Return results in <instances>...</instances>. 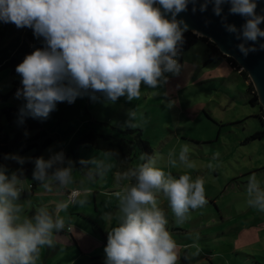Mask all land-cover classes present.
Instances as JSON below:
<instances>
[{
    "label": "clouds",
    "instance_id": "9594fccd",
    "mask_svg": "<svg viewBox=\"0 0 264 264\" xmlns=\"http://www.w3.org/2000/svg\"><path fill=\"white\" fill-rule=\"evenodd\" d=\"M197 2L0 0V22L31 28L46 43L16 67L22 88L15 95L25 101L19 109L18 125H24L29 117L45 121L58 103L72 104L85 95L95 101L96 93H102L112 103L121 97L129 102L138 100L142 84L157 89L167 82L165 73L179 75L182 65L176 58L189 26L177 16L187 11L189 3L196 12ZM210 3L225 30L241 41L237 48L243 56L257 51V44L264 49V43H260L264 40V29L260 27L264 15L256 12L257 0H203L199 11L205 12ZM225 4L230 5L229 15L245 18L240 28L228 23L223 14ZM129 117L128 126L136 127L130 122L135 113H129ZM49 151L48 159L41 156L34 160L32 178L48 192L53 191L54 184L69 189L75 183V162L67 159L62 150ZM190 151L187 144L181 146L178 158L175 151H170L167 164L171 168L195 169ZM111 156V152L104 153L105 160ZM4 159L21 166L31 160L14 154ZM140 159L145 162L115 174L117 185L126 183L115 193L119 215L107 235L105 264H178L179 246L168 230L169 219L160 207V197L168 200L175 223L183 224L190 211L207 204L205 180L193 179L188 172L178 178L173 176L156 166L159 155H142ZM79 163L85 167L96 165V174L112 167L111 163L95 159ZM8 172L7 166L0 164V264H40L42 250L55 247V234L66 227V217L60 213L67 212L71 205L87 204L93 189L81 181L84 186L73 189L68 199L56 202L54 210L39 206L28 216L21 202L24 170L21 167ZM246 197L249 207L264 212V187L255 174L249 177Z\"/></svg>",
    "mask_w": 264,
    "mask_h": 264
},
{
    "label": "rangeland",
    "instance_id": "374dc122",
    "mask_svg": "<svg viewBox=\"0 0 264 264\" xmlns=\"http://www.w3.org/2000/svg\"><path fill=\"white\" fill-rule=\"evenodd\" d=\"M206 57L202 41L192 44L176 58L182 65L180 74L165 73L168 80L157 89L142 84V95L138 100L129 102L126 97H121L112 103L102 93H97L95 101L85 95L72 104L58 103L56 110L43 121L53 142L43 150L42 157L49 158V149L52 152L62 150L67 159L75 162L73 170L86 181V186L97 192L96 204L92 192L89 202L82 206L83 211L91 221H96L107 237L119 215L115 193L126 183L117 185L115 174L144 162L140 159L144 152L135 145L132 160L117 166L113 155L105 160V152L91 145L77 144L75 140L89 128L105 133L114 131V127L140 129L142 139L151 148L150 157H161L157 167L170 171L177 178L188 172L193 179L202 177L205 180L207 204L190 211L189 219L183 224L175 223L168 200L160 197V207L169 219L168 230L180 245L178 250L182 260L179 259L178 264H264V212L246 203L251 175L255 174L264 187V138L245 142L249 134L261 129L256 118L260 108L258 104L249 103L246 83L250 78L244 82L226 61L206 62ZM21 79L16 71L0 69V94L5 96L0 108L7 106L19 110L23 106L25 101L17 99L12 92L14 82ZM132 112L135 117L130 122L136 127L127 124ZM0 127L15 140L19 135L26 138L33 134L32 131L19 132L15 125H8L1 110ZM184 144L189 145L190 158L195 161L196 168L169 167L168 153L175 151L178 158ZM14 155L21 156L18 152ZM30 156L23 154L25 158ZM91 159L111 163L112 167L103 174H96V165L85 167L79 163ZM28 162L29 169L14 160L0 163L7 166L8 174L23 168L25 194L21 197L22 203L26 197H33L27 180L33 179L35 165L32 158ZM90 176L94 178L90 180ZM69 209L64 212L66 219ZM108 216L112 219H106ZM75 227L79 228L78 225ZM68 259L63 256L60 264H68ZM54 260L59 261L58 257ZM89 261L82 262L90 264Z\"/></svg>",
    "mask_w": 264,
    "mask_h": 264
},
{
    "label": "trees",
    "instance_id": "16d2710c",
    "mask_svg": "<svg viewBox=\"0 0 264 264\" xmlns=\"http://www.w3.org/2000/svg\"><path fill=\"white\" fill-rule=\"evenodd\" d=\"M184 44L182 50L189 48L197 41H202L205 45L206 62H215L224 60L235 71H237L244 82L249 80L248 73L240 69V65L230 56L223 54L216 44L210 41L207 37L198 36L191 31L183 33ZM46 47L43 37H36L33 29L24 27L17 28L13 23L0 22V69L9 68L12 72L16 71V67L20 64L26 55L31 54L37 48ZM181 53V52H180ZM22 88L21 80L14 82L12 92L16 94L17 90ZM246 90L249 94V103L251 105H259L260 113L256 118L260 122L261 129L256 130L245 138V142L255 139L264 138V110L258 101V97L251 80L246 83ZM97 96V93H96ZM5 100V96L0 94V103ZM1 115H4L8 125H15L19 132L32 131L33 134L22 138L19 135L17 140L11 139L7 131L4 132L0 127V161L11 150L14 143L19 154H31L34 159L39 152L45 149L51 142L53 137L47 133L44 128L43 121L38 119L27 118L24 125L20 126L17 123L19 110L15 107L3 106L0 108ZM86 113H88L86 111ZM8 129H11L9 126ZM114 131L105 133L99 130L89 128L82 132L75 142L82 145H91L103 152H111L114 156L117 166H123L132 160L135 145L141 147L144 155L150 157L151 148L147 141L142 139L140 129H125L121 130L116 127ZM152 157V156H151ZM145 162V161H144ZM124 163V164H123ZM143 163V162H142ZM264 168V166H263ZM33 188V184H31ZM68 189L67 191H69ZM177 229L176 227H173ZM186 243L185 245H188Z\"/></svg>",
    "mask_w": 264,
    "mask_h": 264
},
{
    "label": "crops",
    "instance_id": "0c3cea01",
    "mask_svg": "<svg viewBox=\"0 0 264 264\" xmlns=\"http://www.w3.org/2000/svg\"><path fill=\"white\" fill-rule=\"evenodd\" d=\"M16 144L17 143L13 144L11 150L6 155L16 154L18 152L15 146ZM66 148L67 146H65V149ZM43 150L39 152L36 158L42 156L44 152ZM21 157H23V155H21ZM36 158H32V160H35ZM6 161L7 160L3 158L0 163ZM24 166L29 169V162H26ZM73 175L75 183L70 186V190L73 188L80 189L82 186L87 185L86 181L81 176L76 174V170H73ZM81 181H84V185L81 184ZM27 183L28 188L29 184H33V188H29L30 195L33 197H26L24 202L27 205L25 208V214L28 216H31L35 208L39 206H47L50 210H54L55 203L61 200H66V195L70 191H67L68 189H61L58 185L54 184L53 191L48 192L42 187L39 181H35L34 179L30 181L27 180ZM96 193L97 192L93 190L95 204L97 198ZM24 194L25 192L22 196H24ZM69 208L70 213L68 219H66V226H70V229L67 230L65 227L63 231L55 234L56 245L53 248H45L42 250L40 264H60L63 261V256L67 259L69 258L67 260V262H69L68 264H87L86 262H82L86 259L90 260V264H105L106 254L104 249L107 244V237L104 235L103 230L95 220L91 221V219L85 215L82 206L71 205ZM60 215L66 216V213L64 214V212H61ZM88 219H90L91 222ZM74 220L77 222H74ZM79 220L81 221V224L78 223ZM75 225H78L79 228L77 229ZM177 245L180 249V245ZM179 256L182 260V255L179 254ZM55 257H58V262L54 260Z\"/></svg>",
    "mask_w": 264,
    "mask_h": 264
},
{
    "label": "water",
    "instance_id": "95a60500",
    "mask_svg": "<svg viewBox=\"0 0 264 264\" xmlns=\"http://www.w3.org/2000/svg\"><path fill=\"white\" fill-rule=\"evenodd\" d=\"M202 2L203 0H198L196 12L192 11L193 5L189 3L187 11L179 13L177 20L182 19L187 23L189 26L187 31H191L198 36L207 37L214 42L223 54L232 57L240 65V69L248 73L254 85L258 101L264 110V49H260L259 44H257V51L249 53L246 57L243 56L237 48L241 41L237 40L234 34L225 30L221 17L213 13L212 4L208 5L205 12L199 11ZM257 3L256 12L264 15V0H257ZM156 6L159 7V5ZM229 7V4L223 5V14L227 15L228 23L235 24L237 28H240L245 23V18L240 15H229ZM166 17L171 18L170 14H166ZM260 27L264 29V23ZM260 43H264V40H261Z\"/></svg>",
    "mask_w": 264,
    "mask_h": 264
},
{
    "label": "built area",
    "instance_id": "2783aa9c",
    "mask_svg": "<svg viewBox=\"0 0 264 264\" xmlns=\"http://www.w3.org/2000/svg\"><path fill=\"white\" fill-rule=\"evenodd\" d=\"M32 187V185L31 184H29V188H31ZM73 189H78V188H73ZM73 189H71L68 193H67V199L69 198V196L71 195V191L73 190ZM66 228H67V230H69L70 229V226H66Z\"/></svg>",
    "mask_w": 264,
    "mask_h": 264
}]
</instances>
